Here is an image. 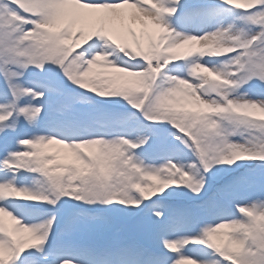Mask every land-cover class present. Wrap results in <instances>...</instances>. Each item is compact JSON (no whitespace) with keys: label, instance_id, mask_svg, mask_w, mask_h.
<instances>
[{"label":"snow or ice","instance_id":"snow-or-ice-1","mask_svg":"<svg viewBox=\"0 0 264 264\" xmlns=\"http://www.w3.org/2000/svg\"><path fill=\"white\" fill-rule=\"evenodd\" d=\"M0 264H264V0H0Z\"/></svg>","mask_w":264,"mask_h":264},{"label":"rangeland","instance_id":"rangeland-1","mask_svg":"<svg viewBox=\"0 0 264 264\" xmlns=\"http://www.w3.org/2000/svg\"><path fill=\"white\" fill-rule=\"evenodd\" d=\"M131 27L133 29H136V30L140 31L142 26L139 25V22H136L135 24H132Z\"/></svg>","mask_w":264,"mask_h":264},{"label":"bare ground","instance_id":"bare-ground-1","mask_svg":"<svg viewBox=\"0 0 264 264\" xmlns=\"http://www.w3.org/2000/svg\"><path fill=\"white\" fill-rule=\"evenodd\" d=\"M140 25V24H139ZM141 26V25H140ZM133 30H135V31H137V32H139L138 30H136V29H133Z\"/></svg>","mask_w":264,"mask_h":264}]
</instances>
